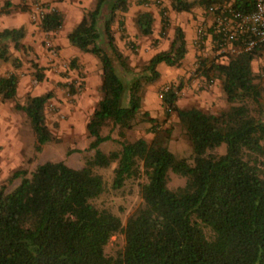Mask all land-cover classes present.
Segmentation results:
<instances>
[{"label":"trees","instance_id":"obj_1","mask_svg":"<svg viewBox=\"0 0 264 264\" xmlns=\"http://www.w3.org/2000/svg\"><path fill=\"white\" fill-rule=\"evenodd\" d=\"M129 1L96 0L66 35L71 46L94 55L101 66L102 95L86 123L93 155L80 168L47 160L37 164L29 177L25 170H16L9 181L20 178V182L9 192L0 187V264H264V87L251 67L264 51V42L228 56L218 54V60L196 56L195 76L207 85L220 79L228 105L218 112L177 106L181 83L187 79L159 89L164 119L175 112L191 142L189 156L180 157L168 149L169 129L141 110V94L159 79L160 63L182 64L185 33L176 26L166 49L155 51L141 67H132L116 44L113 27L124 30L117 12H126ZM230 1L241 12L254 8V0H168L175 12H189L195 4L206 10ZM153 22L154 15L147 10L135 18L143 36L152 33ZM167 24L162 21L161 33ZM62 25L63 15L54 8L44 13L39 26L55 32ZM209 31L212 40L217 38ZM24 36L21 26L0 31L2 61L9 60V43L16 50L24 47ZM36 77L43 78L38 73ZM17 87L14 72L0 76L2 100H14ZM51 97L48 91L14 104L28 117L37 150L52 139L44 114ZM139 114L151 122L152 139L125 140ZM106 126L117 127L123 139L118 150L100 149L101 143L112 139L101 133ZM221 144L225 151L217 153ZM112 162H116L114 188L128 178L145 176L142 203L124 223L110 209L90 201L103 191V179L93 168ZM169 171L184 177V184L169 188ZM117 232L124 235V247L107 255L104 248Z\"/></svg>","mask_w":264,"mask_h":264},{"label":"rangeland","instance_id":"obj_2","mask_svg":"<svg viewBox=\"0 0 264 264\" xmlns=\"http://www.w3.org/2000/svg\"><path fill=\"white\" fill-rule=\"evenodd\" d=\"M3 1L10 2L9 0ZM60 1L63 0H26L24 3L20 0L19 6L29 17L28 20L34 26V31L31 36L28 35L21 40L24 46L22 49L16 50L12 43H9V60L0 59V76L14 72L18 77L15 99L2 100L0 97V187H3L5 192L11 191L20 182V178L9 181V177L16 170H25L26 176L29 177L37 164L47 160L63 161L71 167L80 168L93 155V150L88 148L92 138L88 135L86 123L102 95L100 90L101 66L98 59L90 53L84 54L83 58L81 56H69L68 58L61 56V47L56 42L60 30L57 32L41 30L39 26L41 13L57 9ZM65 1L68 5L66 11L62 12L64 15L70 12V6L73 3L80 6L77 0ZM83 1L89 2L90 8L96 3V0ZM83 1L81 0V3ZM146 1L147 3H142L140 0L129 1L130 6L132 4L133 6L142 5V11L147 10L154 15L152 33L143 36V42L127 39L125 26L122 30L118 25H113L116 44L119 48L127 50L128 61L132 67H141L161 44H169L174 28L179 25L182 26L186 38L192 37L193 34L195 37L199 27L205 29L203 42L198 47L193 46L198 52L196 56L218 60V54L230 55L224 51L219 52L215 48L212 34L209 31L211 17L207 15L205 7L195 4L189 12H175L170 9L168 0ZM83 9L88 10L86 6ZM4 14L1 15L11 18V13ZM121 15L117 12V17ZM163 20L168 24L165 32L161 33ZM14 59L16 63H13ZM195 67L193 65V69ZM251 67L256 81L264 87V51L252 61ZM192 72L190 69L188 77L181 76L182 79L183 77L187 79V82L181 83V88L184 87V92L189 93V97L193 98L189 106L203 107L208 104L209 106L204 111L210 113L226 108L228 104L221 89L220 79L215 77L212 88H209L206 87L207 84L201 76H195ZM36 73L43 76L42 80L37 79ZM158 81L159 79L147 86H153L152 84L155 85ZM168 82L170 81H165L155 88L156 99L159 98V89ZM48 91L52 92V97L45 105L44 114L52 139L45 143L41 150H37L30 121L23 111L15 108L14 104L15 101L24 104L28 95H38ZM148 99L151 108L144 109L141 104V110L147 111L151 117L157 119L162 129H169L168 149L177 156H189L192 151L191 142L178 123L175 112H171L164 119L165 113L162 105L160 103L156 105V100L151 99L150 96ZM209 100L214 101L209 103ZM150 125L151 122L144 115L139 114L133 128L126 131L124 139L129 141L139 137L152 139L153 133L148 130ZM101 133L110 134L112 137L111 140L99 145L102 151L109 152L120 148V142L123 139L117 134V127L106 126ZM224 151V144L216 148L217 153ZM115 166L116 162H112L107 167L93 168L94 172L100 174L103 179V191L90 201L97 208L110 209L124 223L126 218L142 203L141 185L145 182V176L141 173L136 177L128 178L121 187L114 188L112 182ZM184 182V177L169 171L167 183L169 188L174 189L183 185ZM123 247L124 235L122 232H117L110 237L104 251L107 255H115Z\"/></svg>","mask_w":264,"mask_h":264},{"label":"crops","instance_id":"obj_3","mask_svg":"<svg viewBox=\"0 0 264 264\" xmlns=\"http://www.w3.org/2000/svg\"><path fill=\"white\" fill-rule=\"evenodd\" d=\"M10 2L7 1H3L0 0V12L1 14H8L11 13V18H7V17H3L0 14V31L3 30L4 28H16V27H23L24 31H25V36L23 38H25L26 36H31L32 32L34 31V26L30 24L29 22V17L26 15L25 11H22L23 9L20 8L19 6V1L20 0H9ZM23 3L26 0H22ZM83 1V0H82ZM77 2L81 3V0H77ZM79 3L80 6L75 5V3H73L70 6V12L68 11V14H62L63 15V25L60 29L59 35H57V44L60 45L61 47V56H64L65 58H68L69 56H81V58L84 57V52H81L79 49L77 48H73L67 38L66 35L67 33L82 19L83 15H84V11H86V9H83V7H87V9H91L89 7V2H82L81 4ZM67 1L63 0L60 1V4L57 6V9L62 13H64L67 9ZM7 9H11L8 10ZM84 10V11H83ZM143 10V6L142 5H138V6H130V4L128 5V9L126 12H119L121 13V19L124 21V26H125V33L127 36V39H135L138 42H143L144 39L142 38L143 35L139 34L136 24H135V18L136 15L140 12H142ZM4 14V15H5ZM182 27V26H181ZM57 30V31H58ZM56 31V32H57ZM173 37V35H172ZM171 37V39H172ZM187 36H185L186 38ZM211 38V37H210ZM170 39V40H171ZM170 42V41H169ZM214 42V41H213ZM23 44V43H22ZM169 44H161V46L156 49L160 50V49H166L168 47ZM186 46H187V53L185 55V57L182 60V64L180 66H167L164 63H160L158 65V70L160 72V77H159V81L157 82V84H152L153 86H147V88H145L142 92L141 98H142V107L144 109H150L151 106L149 104L150 100L148 99V97L150 96L151 99H155L156 100V105H158V103H160V99L159 98H155L156 97V93H155V88L164 83L165 81H176L178 79H182V75H185V77H188L189 75V70L193 69V65L196 66V53H198L196 51V48L193 47L194 45V34L193 36L186 38ZM193 47V48H192ZM120 50L127 55V50L124 48H120ZM154 51V52H155ZM153 52V53H154ZM191 53V56H189ZM193 57V59H191ZM43 60V58H42ZM82 61V59H78V61ZM190 60L192 62H190ZM87 69H90L89 67H87ZM187 75V76H186ZM55 77V76H54ZM184 78V77H183ZM185 79V78H184ZM204 82V81H203ZM206 84V83H205ZM151 85V84H149ZM209 88H212V84H208L207 85ZM210 90V89H209ZM209 92V91H208ZM184 93V94H183ZM210 93V92H209ZM183 94V96H182ZM193 98L189 97V93H185L184 92V87L181 88V91L179 93L178 99H177V106H179L180 108L183 107H188L189 104H192V100ZM210 101H214V100H209ZM191 102V103H190ZM147 104V105H146ZM161 104V103H160ZM209 105L206 104L205 106H199L201 109H207Z\"/></svg>","mask_w":264,"mask_h":264},{"label":"built area","instance_id":"obj_4","mask_svg":"<svg viewBox=\"0 0 264 264\" xmlns=\"http://www.w3.org/2000/svg\"><path fill=\"white\" fill-rule=\"evenodd\" d=\"M232 2L209 5L206 13L211 17L209 28L217 38L213 41L219 52L235 54L240 50H250L264 42V0H254L251 11L241 12L232 7ZM44 12L40 15V21ZM205 29L197 28L194 45L203 42Z\"/></svg>","mask_w":264,"mask_h":264}]
</instances>
